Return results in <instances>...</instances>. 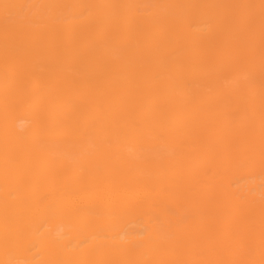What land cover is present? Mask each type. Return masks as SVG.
Here are the masks:
<instances>
[{
  "label": "bare ground",
  "instance_id": "obj_1",
  "mask_svg": "<svg viewBox=\"0 0 264 264\" xmlns=\"http://www.w3.org/2000/svg\"><path fill=\"white\" fill-rule=\"evenodd\" d=\"M0 264H264V0H0Z\"/></svg>",
  "mask_w": 264,
  "mask_h": 264
}]
</instances>
